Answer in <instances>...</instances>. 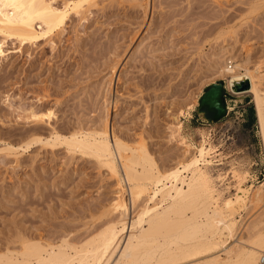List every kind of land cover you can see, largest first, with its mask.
I'll return each instance as SVG.
<instances>
[{"label": "rangeland", "instance_id": "rangeland-1", "mask_svg": "<svg viewBox=\"0 0 264 264\" xmlns=\"http://www.w3.org/2000/svg\"><path fill=\"white\" fill-rule=\"evenodd\" d=\"M89 7L29 43L0 35V254L19 251L25 239L82 243L115 221L107 206L114 177L55 138L106 117L109 137L132 147L142 141L159 168L204 137L212 167L228 180L236 168L250 192L264 182L252 95L227 91L226 113L215 122L196 108L211 83L228 90L218 75L226 59L256 69L264 89V0H95ZM123 189L126 228L114 257L138 231L141 201L133 206ZM263 206L253 203L241 222L263 218Z\"/></svg>", "mask_w": 264, "mask_h": 264}, {"label": "bare ground", "instance_id": "bare-ground-1", "mask_svg": "<svg viewBox=\"0 0 264 264\" xmlns=\"http://www.w3.org/2000/svg\"><path fill=\"white\" fill-rule=\"evenodd\" d=\"M94 1L0 0V35L23 43L49 36L70 12H81ZM1 45L0 41V56ZM230 63L226 59L218 75L226 77L231 93L252 95L264 160V89L256 69ZM213 100L208 97L199 103ZM46 114L33 116L42 119ZM77 132L55 138H60L68 150L93 157L114 177L117 190L107 206L116 214L115 221L82 243L23 239L19 251L0 254V264H256L264 255V217L260 213L246 225L241 222L253 203L264 205V182L250 192L243 187L244 178L236 168H231L228 180L226 171L212 167L211 148L204 137L198 145L181 146V158L162 169L142 141L132 147L114 133L109 137L107 117L98 126ZM169 135L176 137L172 132ZM212 176L221 183V190L214 187ZM120 187L126 189L133 206L141 204L138 231L129 232L114 257L128 212ZM223 195L228 198L226 202Z\"/></svg>", "mask_w": 264, "mask_h": 264}, {"label": "water", "instance_id": "water-1", "mask_svg": "<svg viewBox=\"0 0 264 264\" xmlns=\"http://www.w3.org/2000/svg\"><path fill=\"white\" fill-rule=\"evenodd\" d=\"M234 85L235 83H233V86ZM227 91L229 90L224 89L222 81L218 80L215 83L208 85L197 98V111L205 115L204 118L207 122H215L225 115L227 106L223 96L226 95L227 97H230V94ZM208 97H214L216 100H213L212 103H199V101Z\"/></svg>", "mask_w": 264, "mask_h": 264}, {"label": "built area", "instance_id": "built-area-1", "mask_svg": "<svg viewBox=\"0 0 264 264\" xmlns=\"http://www.w3.org/2000/svg\"><path fill=\"white\" fill-rule=\"evenodd\" d=\"M256 264H264V255L260 257Z\"/></svg>", "mask_w": 264, "mask_h": 264}]
</instances>
